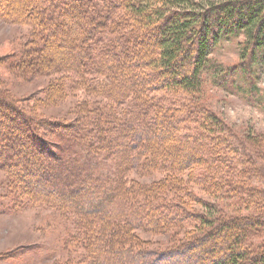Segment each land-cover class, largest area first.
Segmentation results:
<instances>
[{
    "label": "trees",
    "instance_id": "obj_1",
    "mask_svg": "<svg viewBox=\"0 0 264 264\" xmlns=\"http://www.w3.org/2000/svg\"><path fill=\"white\" fill-rule=\"evenodd\" d=\"M0 15L30 29L8 73L57 69L64 79L41 101L63 86L96 101L61 124L32 116L0 86V170L70 222L64 241L81 253L62 264H264V159L201 98L214 84L264 103L255 87L264 0H0ZM239 36L236 66L212 60ZM129 171L166 176L133 190ZM138 230L169 244L140 248Z\"/></svg>",
    "mask_w": 264,
    "mask_h": 264
},
{
    "label": "rangeland",
    "instance_id": "obj_2",
    "mask_svg": "<svg viewBox=\"0 0 264 264\" xmlns=\"http://www.w3.org/2000/svg\"><path fill=\"white\" fill-rule=\"evenodd\" d=\"M204 5L206 1L198 0ZM29 27L19 23L8 22L0 15V86L8 94V99L15 105L24 109L32 116L46 117L48 121L61 124L75 123L80 119L79 113L95 104L91 93L81 88L69 94L61 90V97L51 101L42 100L46 93L56 85L64 76L59 70L49 76H38L37 73H28L25 80L17 77L14 71H7L6 65L18 59L26 50L25 45ZM244 38L224 40L210 55L217 64L225 67L236 66L240 61V44ZM255 87L264 98V61L255 68ZM63 84V83H62ZM240 85V84H239ZM248 88V85L245 86ZM218 85H207L205 93L201 96L204 104L217 116L231 133L238 139L241 137L250 147V154H257L264 159V103L257 98H245V89L230 91ZM58 90V89H57ZM55 90V92H57ZM262 98V99H263ZM258 162L261 161L258 159ZM262 164V163H261ZM110 164L98 165L99 171L108 172ZM260 165V164H259ZM261 166V165H260ZM128 186L133 190L153 187L166 176L165 172L139 173L133 171L125 173ZM186 180V176H183ZM10 176L0 170V264H62L64 259L78 258L80 251L67 249L64 239L72 234L70 222L65 221L61 214L43 203L30 201L24 197L15 185L10 184ZM12 189V190H11ZM200 197L209 198L199 189H194ZM196 210L204 208L195 205ZM138 239L135 243L140 248L151 250L163 249L169 244L167 235L161 232L147 233L133 232ZM65 249L67 252H65ZM68 254V256H66Z\"/></svg>",
    "mask_w": 264,
    "mask_h": 264
}]
</instances>
